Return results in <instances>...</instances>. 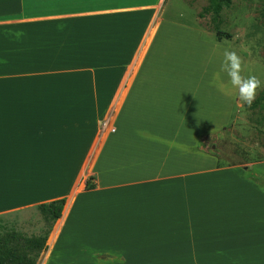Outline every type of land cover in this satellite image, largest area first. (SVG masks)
<instances>
[{
	"label": "crops",
	"instance_id": "crops-1",
	"mask_svg": "<svg viewBox=\"0 0 264 264\" xmlns=\"http://www.w3.org/2000/svg\"><path fill=\"white\" fill-rule=\"evenodd\" d=\"M167 3L0 0V212L66 198L38 264H264V184L192 149L245 52Z\"/></svg>",
	"mask_w": 264,
	"mask_h": 264
},
{
	"label": "rangeland",
	"instance_id": "rangeland-1",
	"mask_svg": "<svg viewBox=\"0 0 264 264\" xmlns=\"http://www.w3.org/2000/svg\"><path fill=\"white\" fill-rule=\"evenodd\" d=\"M168 2L165 5L166 12L186 13L185 17L190 18L196 11V25L203 29L205 36L216 38L215 32L211 30L210 14L204 17L198 16V12L208 4V0H168ZM220 18L221 29L231 34L229 39L222 38V42L245 52H243L245 54L243 55L245 57L243 75L254 74L264 82V0H230L228 6H222ZM106 124V121L101 122L103 127ZM109 127L110 130L114 129L110 124ZM203 141V147H197L194 144L192 149L198 151L210 149V152L217 154L220 166L243 168L247 175L258 183L264 184V146L262 144L264 141V100L253 107L241 103L233 115V120L224 128L210 134L209 140L203 139ZM90 176L92 177L90 182L93 183V175H88L86 180ZM56 222L53 229H55ZM1 223L13 225L27 234L40 233L46 226L39 211L32 206L13 210V212H0ZM52 231L47 237V247L37 259L38 263L40 260L43 261L47 255L53 236ZM71 248L73 251L72 245ZM72 251L69 250L68 243L62 248L58 243L49 264H59L57 258L60 259V257L62 258L61 264H82L77 261Z\"/></svg>",
	"mask_w": 264,
	"mask_h": 264
},
{
	"label": "trees",
	"instance_id": "trees-1",
	"mask_svg": "<svg viewBox=\"0 0 264 264\" xmlns=\"http://www.w3.org/2000/svg\"><path fill=\"white\" fill-rule=\"evenodd\" d=\"M230 0H208V4L203 6L198 12L199 17L210 14L211 30L215 32L216 39L231 37L230 32L221 29V10L222 6H228ZM264 100V91L256 97L250 106L260 104ZM247 105V104H246ZM248 106V105H247ZM210 134H200L197 136L196 146H204L203 139L209 140ZM264 146V141L262 142ZM210 149L201 150L203 152L217 156L210 152ZM91 176L85 182V188L90 189L94 183L90 182ZM66 198H58L47 202H39L34 205L45 221V228L40 233L27 234L13 225L0 224V264H37L40 253L47 247L46 241L50 232L53 230L56 220L60 217Z\"/></svg>",
	"mask_w": 264,
	"mask_h": 264
},
{
	"label": "clouds",
	"instance_id": "clouds-1",
	"mask_svg": "<svg viewBox=\"0 0 264 264\" xmlns=\"http://www.w3.org/2000/svg\"><path fill=\"white\" fill-rule=\"evenodd\" d=\"M62 27V26H61ZM11 35L17 39L24 35L22 30H17ZM221 71L229 77L230 85L237 92V99L249 107L254 103L260 91H264V82L254 75H243L245 71L244 59L235 50H225L221 63ZM223 90V88H221Z\"/></svg>",
	"mask_w": 264,
	"mask_h": 264
}]
</instances>
